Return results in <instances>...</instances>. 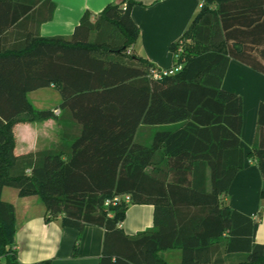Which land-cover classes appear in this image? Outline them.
Returning <instances> with one entry per match:
<instances>
[{"label": "trees", "instance_id": "1", "mask_svg": "<svg viewBox=\"0 0 264 264\" xmlns=\"http://www.w3.org/2000/svg\"><path fill=\"white\" fill-rule=\"evenodd\" d=\"M201 2L171 47L182 46L173 58L182 70L152 80L157 66L126 55L141 33L131 16L139 2L110 3L94 20L87 12L71 37H43L53 0H0V264H20L16 208L3 200L5 188L39 196L48 219L78 230L75 252L86 227L104 228L99 264H168L163 253L172 249L182 251L180 264H226L234 254L235 264H264L258 222L222 201L247 156L264 179V103L246 154L243 98L224 88L233 60L264 75V0ZM51 85L81 133L69 146L17 155L16 124L60 114L27 97ZM95 96L75 111L78 99ZM140 126L159 129L150 145L136 142ZM118 195L131 202L105 207ZM132 204L155 207L154 227L135 236L120 226Z\"/></svg>", "mask_w": 264, "mask_h": 264}, {"label": "crops", "instance_id": "2", "mask_svg": "<svg viewBox=\"0 0 264 264\" xmlns=\"http://www.w3.org/2000/svg\"><path fill=\"white\" fill-rule=\"evenodd\" d=\"M53 1L57 6L54 18L42 24L40 33L43 37H71L87 12L94 20L108 4L121 3L124 0ZM135 1L140 4L133 6L131 16L141 33L126 55L161 68L173 66L171 47L184 35L200 12L201 0ZM47 88L56 89L52 101L40 95V92ZM47 88L32 91L27 97L36 109L51 111L60 109V114L57 118L41 122L16 124L14 134L17 155L51 149L61 143L69 146L81 133V124L72 118L74 112L61 108L63 98L60 87L51 85ZM224 88L243 98L242 147L248 154L255 145L259 106L264 103V75L233 60L224 80ZM115 97L116 95H111V99ZM96 98L98 97L95 96L92 100L78 99V110L75 111H85L87 105L96 102ZM151 129L140 126L136 142L150 145L148 143H151L152 136L150 133L147 134L146 130ZM263 185L264 179L256 160L247 156L244 168L236 174L222 201L258 222L256 241L264 245ZM2 198L16 208V247L20 264H37L45 261H49L50 264H99L104 246V228L86 227L75 252L74 244L78 230L63 226L61 218L48 219L46 206L39 196L21 197L17 189L5 188ZM154 212L155 207L150 204L130 205L121 226L124 233L135 236L152 229ZM239 259L240 255H227L226 264H235Z\"/></svg>", "mask_w": 264, "mask_h": 264}, {"label": "built area", "instance_id": "3", "mask_svg": "<svg viewBox=\"0 0 264 264\" xmlns=\"http://www.w3.org/2000/svg\"><path fill=\"white\" fill-rule=\"evenodd\" d=\"M203 6V3L201 2V8ZM124 7L126 8L127 5L124 4ZM182 50V46H180V49L173 53V58H178L179 53ZM182 70L181 65H173L169 68H161V67H154L150 70L148 76L152 80H162L168 76H172ZM60 110H55V114H59ZM122 201H126L127 203L131 202V196L130 195H118L113 197L112 199H108L105 202V207H111V206H116L117 204L121 203ZM112 215V214H110ZM122 226V225H120Z\"/></svg>", "mask_w": 264, "mask_h": 264}, {"label": "rangeland", "instance_id": "4", "mask_svg": "<svg viewBox=\"0 0 264 264\" xmlns=\"http://www.w3.org/2000/svg\"><path fill=\"white\" fill-rule=\"evenodd\" d=\"M55 92H56V89L47 88V89L42 90V92H40V95H42L44 99L52 101L53 95ZM146 127H147V129L152 128L151 130H146V133L147 134L150 133L152 136V139H153L155 133L159 129L156 126H146ZM151 143H152V141H151ZM151 143H148V144H151ZM163 256H164L165 260L168 261V264H180V262L182 260V251L178 250V249L168 250V251H165L163 253Z\"/></svg>", "mask_w": 264, "mask_h": 264}]
</instances>
